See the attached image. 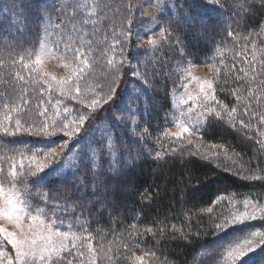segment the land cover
I'll list each match as a JSON object with an SVG mask.
<instances>
[{
	"label": "trees",
	"instance_id": "16d2710c",
	"mask_svg": "<svg viewBox=\"0 0 264 264\" xmlns=\"http://www.w3.org/2000/svg\"><path fill=\"white\" fill-rule=\"evenodd\" d=\"M164 1L161 20L170 41L151 49L128 39L137 27L134 0H0V125L13 132L17 121L29 127L60 113L59 121L72 128L79 115L91 112L84 131L91 122H106L113 136L115 158L81 157L60 177L54 168L80 143L83 136L76 135L36 180L33 167L26 168L29 174L16 166L21 150L28 149L29 156L47 151L61 144L65 133L6 136L0 129L3 182L20 172V185L29 186L35 199L45 194L59 205L74 231L93 241L98 254L93 264H127L138 251L150 253L151 264H192L201 248L222 234L215 225L229 215L226 204L248 195L264 199V179L251 178L264 177V0H212L217 6L206 0ZM48 30L67 63L89 64L82 78L57 90L66 95L51 86L61 82L38 73L32 63ZM66 47L83 56L65 52ZM108 52L115 56L113 76L101 65L102 58L110 59ZM127 58L138 75L131 80L140 98L117 104L111 115L122 121H113L105 118L109 103L103 106L93 94L103 82H123ZM188 59L222 71L220 96L233 108L211 114L201 134L182 138L171 132L172 92ZM75 87L80 93L72 91ZM93 100L100 103L88 108ZM43 104L53 110L41 115Z\"/></svg>",
	"mask_w": 264,
	"mask_h": 264
},
{
	"label": "rangeland",
	"instance_id": "374dc122",
	"mask_svg": "<svg viewBox=\"0 0 264 264\" xmlns=\"http://www.w3.org/2000/svg\"><path fill=\"white\" fill-rule=\"evenodd\" d=\"M134 1L137 2V5L135 9L136 14L133 20H135V22L137 23V27L136 30H134V33L129 31L128 39H130V41H133L137 48H143V46H147L151 49H155L168 44L170 38L167 37L166 30L163 26V21L161 20L163 18V14L166 13V2L164 0ZM206 1L213 4L211 2L212 0ZM128 23H130V21H128ZM161 33H163V36L161 35ZM44 34L45 35H43L42 44L38 54H45L40 55L39 63L36 62L38 54L35 55L32 63L36 65V70L38 73L47 76L49 79L54 78L55 81L61 82L52 85L50 83L51 86L56 88V91L60 88L64 89L63 85L65 87L66 85L71 86L73 84V81L77 82V80L82 78L81 70H84L85 64H89L86 61L83 63V66L76 63H67L65 57L63 56L64 54H61L60 49H56L53 46L49 30ZM152 41H154L155 43H151ZM49 51L54 53V55H48L47 53ZM109 53L110 52H108V54ZM112 57L115 56L110 53V59L102 58L101 60V65H104L107 69H110L108 73L110 76L114 75V69L116 68L113 63H110ZM127 59L128 66L126 67L123 82L118 85H116L114 81L103 82L101 83V89L99 88L100 90H98V93L93 94L94 98L101 100L102 105L105 106L106 103H104V101L107 100L108 95L112 94L111 90L115 88L113 100L107 102L109 104L106 105L105 114V118L112 119L113 121L116 120V118H122L118 114L111 115V113L116 109L117 104H121L123 102V105L130 104L128 103V99L131 96H133L132 99L137 98L136 100L140 98L137 82L131 80L132 76L134 78H137L138 75L136 76V74L133 73V62L131 63L129 61V58ZM221 72L222 71L220 69L216 70V67H210L197 63V61H195L194 59H188L185 64V68L181 69V83L179 85V88L175 89L172 92L175 125L171 129V132L174 133L177 137L185 138L187 136H196L201 134V132L206 127L211 114H215L216 112H218L220 115H225L228 111L231 110V108H233L230 104L223 103L220 96V89L217 85V80L220 78ZM111 80H113V77L111 78ZM209 83H211L212 85L211 89L208 88ZM76 88L77 87L73 88L72 91L75 92ZM86 91L90 93L89 88H87ZM57 92L58 94L66 95V91ZM206 93L209 97L214 96L215 99L210 100L206 98ZM189 97H192V99H189ZM234 97L237 108V99H240L243 96L242 94H239ZM249 106L250 105L247 104L245 107L248 108ZM41 107L44 111H49L51 109L53 110V108L50 107L49 104H43ZM58 107H61V105H58ZM59 114L60 113H55L54 115L46 116L45 119L47 121H44L40 124L34 122L29 127L19 126V131H17V127L13 128L12 131L17 132V134H23L22 132H25L34 136H41L43 138L50 137L40 134V131L41 129H43L44 124L47 123L49 127L46 129V131L48 133L55 132L56 135L54 136H57L58 133H66L67 131L74 132V126L72 128H64V125L68 123L59 121ZM53 123H55L54 127L52 126ZM103 123L105 124L106 122L98 124H94L91 122L87 130L84 131L83 128L84 133L82 132L81 134H79L80 137H83L81 138L80 143L76 145L75 150L71 151L68 156H65L62 163L54 168L60 177H66L75 168L81 157H86L89 155L90 157H95L98 161H100V156L101 159L102 156H104L105 158V156L108 155L112 158L116 157L117 154L114 150L113 136L109 133V131H107ZM114 124L117 125V130L121 129V124ZM68 125H70V123ZM185 126L188 127V132H184L183 129ZM26 129H28V131H25ZM75 136L76 135L74 134L73 137ZM69 139L70 138L68 136H65V139L61 144L47 151H37L33 153V156H29L31 154H28L26 152V150L28 149L21 150L23 151V153L21 159L16 161V166L22 172L29 174H31V172H29L26 168L29 169L33 167L34 173L40 174L38 172L37 165L48 164L49 167H51L54 164L53 158L50 155L51 151L53 149H55L56 151H60V146L63 145L66 141L69 145ZM189 139L192 140L191 138ZM24 156L29 157L25 158ZM58 157L56 158L58 159ZM50 161L53 162L50 163ZM16 162L14 161V163ZM11 172H16V169L14 168ZM17 174L20 176V172H17ZM17 174L14 175L15 178H10L9 182H3L0 177V188H2L4 192V195H0V205L4 204V197L8 192L11 191L17 193L18 198L21 201L27 203V211L32 216H42V218H44L46 222L49 219L54 220L56 221V226L59 227L62 231L69 232V240L65 242L68 246L62 249L60 252V260L63 261V264H67V261H71V264H78L76 261L77 259L81 260L79 264H93L94 262H97L98 254L93 253V241L85 240L83 236L77 234L74 231L71 223L66 221V219L63 217L60 206L52 204L45 194H41L42 196H40L39 200L35 199L30 192L29 186L20 185L19 178L21 176L18 178ZM245 201H249L253 205L258 204L262 208H264V199L254 200L252 199V197H249V195L244 196L242 199L235 197V199L232 200L231 203L226 204L228 205V207L225 206L226 208H228L229 212V215L226 218H230L234 213L245 211ZM41 210L43 211L41 212ZM256 215L258 217H261L264 216V213L257 211ZM0 226L5 228L7 231H18L15 226L7 220V218H0ZM253 233H264V219H257L243 225L231 226L222 231V234L214 239V243L212 245H206L201 248L192 264H233L232 258L228 255V252L231 250V248L235 247L236 244L243 243L245 240L253 239ZM73 234H75V239L72 238ZM256 239L258 240L259 237L257 236ZM0 253L3 254L0 255V261H2V264H8V260L6 259V257H12L13 264H17V262L14 260L15 249L12 248L11 244L7 243L2 234H0ZM81 253H83V255H81ZM127 264H151V255L146 251H138L135 253V256H133L127 262ZM239 264H264V245L257 248L253 252H249L239 262Z\"/></svg>",
	"mask_w": 264,
	"mask_h": 264
},
{
	"label": "snow or ice",
	"instance_id": "6c2138e0",
	"mask_svg": "<svg viewBox=\"0 0 264 264\" xmlns=\"http://www.w3.org/2000/svg\"><path fill=\"white\" fill-rule=\"evenodd\" d=\"M163 36V33H161ZM127 39V37H125ZM151 43H155L152 41ZM65 52H71L74 56H83V53L76 48H65ZM45 53H39L37 55V63L40 62V55ZM48 55H54L51 51L47 53ZM54 79V78H53ZM66 83V82H65ZM211 83L208 84V88L211 89ZM81 89L77 87L75 93H80ZM110 95H108L107 100L104 103L113 100L115 93V88L111 90ZM205 97L214 100L215 97H209L208 94H205ZM76 98L75 95L72 97ZM192 99V97H189ZM59 104V101H57ZM100 103L98 100H93L91 104L87 105L88 108L95 109L96 106ZM65 112H68L69 109L65 107ZM47 110L41 115H46ZM92 113L90 112L87 116L79 115L76 120L71 123L74 125V132L67 131L65 133L70 139L73 138L74 134L79 135L82 133L83 126L89 120ZM219 116V113H216ZM119 119V118H118ZM261 120H264V117H261ZM243 123V121H241ZM55 126V123L52 125ZM49 127L47 123L44 124L43 129H41L40 134L45 136H54L55 132L48 133L46 129ZM68 124L64 125V128L67 129ZM0 129L3 130L6 136H15L17 132H9L7 127L0 125ZM184 132H188L189 129L187 126L184 127ZM17 131H19V121H17ZM25 131H28L26 129ZM67 141L60 146V151L53 149L50 153L53 161L56 157L62 155L67 149ZM53 161H50L52 163ZM38 172L43 174L45 169L49 167L48 164L37 165ZM33 178L36 180H42L43 175H37L36 173L32 174ZM14 177V174H13ZM15 178V177H14ZM247 178V177H246ZM252 179H264V177H251ZM0 195H4L3 189L0 188ZM4 204L0 205V218H7V220L12 223L18 231H7L5 228L0 226V234L4 236L8 244H11L12 248L15 249L14 260L17 264H63V261L60 260V252L62 249L66 248L68 245L65 243L69 240V232L62 231L59 227L56 226V221L49 219L47 222L42 216H32L27 211V203L21 201L18 198V194L15 192H8L4 197ZM245 211L237 212L231 215L230 218H225L221 223L215 225L217 234L221 231L226 230L231 226L247 224L250 221L257 219H264V216L258 217L256 215L257 211L264 213V208L260 205H253L249 201L244 202ZM43 210H41L42 212ZM27 221V223H26ZM253 239L245 240L243 243L236 244L235 247L231 248L228 252V255L232 258L233 264H239V262L249 253L255 251L257 248L264 245V233H253ZM259 237L257 240L256 237ZM75 239V234L72 236ZM70 254V253H69ZM0 255H3L0 253ZM83 255V253H81ZM8 264H13L12 257H6ZM2 264V261H0ZM67 264H71V261H67Z\"/></svg>",
	"mask_w": 264,
	"mask_h": 264
}]
</instances>
